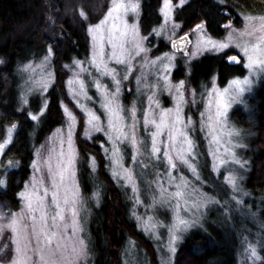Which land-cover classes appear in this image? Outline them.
<instances>
[{
    "label": "rangeland",
    "instance_id": "374dc122",
    "mask_svg": "<svg viewBox=\"0 0 264 264\" xmlns=\"http://www.w3.org/2000/svg\"><path fill=\"white\" fill-rule=\"evenodd\" d=\"M187 1L161 0L162 21L152 30L156 37L152 45L141 28L139 0H109L106 11L87 24V57L63 66L62 121L35 149L30 174L18 193L19 208L13 210L0 202V264L25 257L29 264H92L87 230L90 202L98 201V188L89 195L82 191L79 137L92 141L97 134L104 138L98 145L107 170L125 190L130 215L154 243L159 264H174L186 234L202 227L208 213L219 207L238 222L248 217V232L237 251L238 264H264L260 240L264 223L243 208L248 196L243 181L249 169L244 151L250 135L233 120L234 109H248L249 99L264 80V14L244 15L239 25L230 20L224 34L214 37L203 24L181 30L175 9ZM186 33L192 40L188 56L171 48V42ZM48 34H54L53 28ZM160 40L168 48L160 50ZM228 50L229 57H237L230 62L246 67L244 76L226 84L213 77L200 91L186 78H174L179 61L188 67L206 53ZM53 57L50 48L44 57L24 67L22 104L33 94L44 98L39 114L31 115L35 120L45 112L47 92L59 76ZM14 130L9 127L0 140V161ZM203 156L222 183L220 196L203 188ZM87 163L97 171L95 155H88ZM5 164L6 170L17 165ZM0 179L6 182L4 174ZM13 219L15 230L9 226ZM129 244L124 264L149 262L133 239Z\"/></svg>",
    "mask_w": 264,
    "mask_h": 264
},
{
    "label": "trees",
    "instance_id": "16d2710c",
    "mask_svg": "<svg viewBox=\"0 0 264 264\" xmlns=\"http://www.w3.org/2000/svg\"><path fill=\"white\" fill-rule=\"evenodd\" d=\"M139 1L141 28L145 35H149L148 44L152 45L156 42L152 30L162 21L159 12L161 0ZM108 4L109 0H0V140L4 139L9 127L14 126L15 129L13 140L0 161V174H4L6 179L5 187L0 189V202H5L13 210L20 206L18 193L30 174L35 149L62 121L60 101L65 95L63 66L87 57V24L97 20ZM247 14H264V0H188L175 9V19L182 31L203 24L214 37L224 34L227 22L231 20L239 25ZM51 28L54 34L49 35ZM158 46L160 50L168 48L162 40ZM50 48L59 76L47 92L45 112L35 120L31 115L39 114L44 98L33 94L26 105L22 104L27 76L24 67L44 57ZM231 54L229 50L206 53L190 61L188 67L179 61L174 78H186L197 91L203 86L207 88L213 77L218 83L226 84L231 78L246 74L242 62L228 60ZM233 114L236 125L250 135L246 138L244 151L249 169L243 181L248 191L243 208L249 209L251 215L264 223V80L249 99L248 109L238 107ZM93 138L87 141L81 135L79 137L83 158L79 164L82 191L89 195L98 188V201L90 202L92 210L87 230L92 264H124V253L130 239L147 254L149 262L146 264H159L154 243L130 215V202L125 190L114 182L107 170L106 157L98 145L104 140L103 136L97 134ZM90 154L97 158L96 172L87 163ZM6 161L17 165L6 170L3 167ZM200 170L205 191L220 196L223 186L208 169L206 156L200 160ZM244 216L238 222L232 213L228 215L220 207L211 210L202 227L186 234L174 264H238V247L248 232L245 227L249 226L248 217ZM262 230L264 233V228ZM260 240L263 242L261 254L264 262V234Z\"/></svg>",
    "mask_w": 264,
    "mask_h": 264
},
{
    "label": "snow or ice",
    "instance_id": "6c2138e0",
    "mask_svg": "<svg viewBox=\"0 0 264 264\" xmlns=\"http://www.w3.org/2000/svg\"><path fill=\"white\" fill-rule=\"evenodd\" d=\"M197 27H200V26L197 25ZM245 51L247 52L248 49H245ZM228 59L235 61V60L237 59V57H235V56H231V57H228ZM251 66H252V65H249V67H251ZM246 82H247V81H246ZM241 90H242V89H241ZM105 107H107V105H105ZM34 119H35V118H34ZM157 151H158V149H157ZM166 155H167V153H166ZM233 157H234V154H233ZM235 162H236L237 164H241V161H239V160H236ZM172 166L175 167L174 164H173ZM5 183H6L5 180L0 179V186L5 185ZM232 183H233V186H235L234 181H232ZM45 192H47V189H45ZM176 194H177V195H180L179 192L176 193ZM23 195H24L23 193L20 194L21 197H23ZM54 196H55V193H54ZM28 207H29L30 209L32 208V204H31L30 202L28 203ZM73 211H74V209H73ZM33 219H35V217H33ZM61 219H62V217H61ZM181 223H185V222L181 221ZM15 224H16V220L13 219L12 223H11L9 226H10V227H13L14 230H15ZM173 239H176V237L174 236ZM250 247H251V246H250ZM251 250H252V254H253V256H255V255H256V253H255V248H252ZM17 251L19 252L20 249L18 248ZM42 258H43V257H41V259H42ZM13 264H29V260H28L27 257H25L24 260L14 261Z\"/></svg>",
    "mask_w": 264,
    "mask_h": 264
},
{
    "label": "water",
    "instance_id": "95a60500",
    "mask_svg": "<svg viewBox=\"0 0 264 264\" xmlns=\"http://www.w3.org/2000/svg\"><path fill=\"white\" fill-rule=\"evenodd\" d=\"M192 43V40L188 33L174 39L171 42V48L177 52L183 51L185 56L189 55V47Z\"/></svg>",
    "mask_w": 264,
    "mask_h": 264
}]
</instances>
